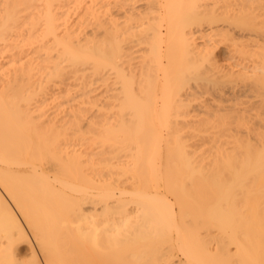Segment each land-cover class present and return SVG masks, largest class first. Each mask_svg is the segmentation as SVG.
I'll return each instance as SVG.
<instances>
[{
    "label": "bare ground",
    "instance_id": "6f19581e",
    "mask_svg": "<svg viewBox=\"0 0 264 264\" xmlns=\"http://www.w3.org/2000/svg\"><path fill=\"white\" fill-rule=\"evenodd\" d=\"M0 264H264V0H0Z\"/></svg>",
    "mask_w": 264,
    "mask_h": 264
},
{
    "label": "rangeland",
    "instance_id": "374dc122",
    "mask_svg": "<svg viewBox=\"0 0 264 264\" xmlns=\"http://www.w3.org/2000/svg\"><path fill=\"white\" fill-rule=\"evenodd\" d=\"M221 47H222V46H221ZM223 48H224V49H223ZM219 49H221V48L219 47ZM223 50H225V47H224V46L222 47V49H221V51H220V52L223 53L222 55L224 56V55H226V53H225L226 50H225V52H223ZM222 55H221V56H222ZM224 57H225V56H224ZM224 57H223V58H224ZM223 58H222V59H223ZM27 245H28L27 243H25V244L23 243V244H20V247H21V248L19 247L21 253H24V254H23V257H25L26 259L29 258V255H28V254H29V249H27L29 246H27ZM26 253H27V254H26ZM26 255H27V256H26Z\"/></svg>",
    "mask_w": 264,
    "mask_h": 264
}]
</instances>
